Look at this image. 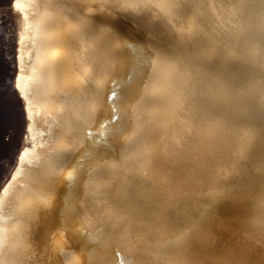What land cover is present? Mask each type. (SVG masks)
<instances>
[{"label": "bare ground", "instance_id": "bare-ground-1", "mask_svg": "<svg viewBox=\"0 0 264 264\" xmlns=\"http://www.w3.org/2000/svg\"><path fill=\"white\" fill-rule=\"evenodd\" d=\"M12 10L0 264H264V0Z\"/></svg>", "mask_w": 264, "mask_h": 264}, {"label": "rangeland", "instance_id": "rangeland-1", "mask_svg": "<svg viewBox=\"0 0 264 264\" xmlns=\"http://www.w3.org/2000/svg\"><path fill=\"white\" fill-rule=\"evenodd\" d=\"M13 0H0V189L25 144L23 102L15 89L17 18Z\"/></svg>", "mask_w": 264, "mask_h": 264}]
</instances>
